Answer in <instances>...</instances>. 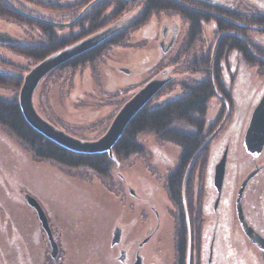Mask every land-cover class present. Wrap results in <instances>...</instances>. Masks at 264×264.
Here are the masks:
<instances>
[{
    "label": "rangeland",
    "instance_id": "1",
    "mask_svg": "<svg viewBox=\"0 0 264 264\" xmlns=\"http://www.w3.org/2000/svg\"><path fill=\"white\" fill-rule=\"evenodd\" d=\"M43 1L72 4L76 0ZM126 2L128 8L121 16H130L143 6L142 0H126ZM32 5L24 4L22 9L29 14L41 18L46 17L55 23H71L70 26H62V28L56 29L58 36L64 37L79 33L80 29L74 25L84 10H81L73 18L64 12ZM186 6L192 9L195 7L197 10L200 9L193 4ZM248 10L246 8L244 13ZM107 12L109 15L111 9ZM204 13L211 15V12L207 10ZM258 13L263 12L258 11ZM165 24L169 28L177 27V35L174 43L169 44L167 52L162 53L159 47V38L161 28ZM107 26L112 27L114 25L110 23ZM238 26L241 28L239 34L242 35L240 32L245 33L242 36L246 38L248 44L249 41H258L264 45V26L262 24L250 27L240 23ZM259 28L263 31L253 30ZM188 31V22L179 15L167 12L153 14L145 25L130 35L126 46L111 47V50L93 64L79 66L75 70L68 69L57 72L48 79L41 81L33 95L36 112L43 120L73 138L83 141H96L105 134L123 104L149 80L161 76L170 77L171 75L174 80H170V82H175L171 91L160 92L159 96L155 97L158 93L154 96L155 98L150 103L151 107L182 96L184 94L181 88L183 83L196 84L201 78L206 77V74L207 76L211 74L209 73L211 70H207L208 64H202L203 61L206 62V59L203 58L208 56L211 65L221 39L218 37L222 36L212 22H206L202 24L200 37L190 44ZM0 34L6 35V38L0 39V44L13 43L14 40L17 43L24 41L28 44H34L40 40L35 29L10 23L1 18ZM165 42L167 43L166 40ZM181 48L185 50L183 53L186 52V54L181 59L182 73L181 71L176 73L174 67L169 66L168 62L179 54ZM229 53L221 59L220 66L225 64L226 67L229 66L232 69L230 74L232 91L230 93L233 97L232 105L235 107V112L232 116L230 111H225V114L231 116L228 120L230 121L229 124H232V118H234L235 128L233 129L231 144L239 149L242 143L244 110L248 106L249 109L254 108L261 98L264 92V70H258L256 67L245 64L236 51ZM0 57L18 66L19 69L15 70V74L21 76L22 79L34 66H32L31 60L25 59L6 47H0ZM194 59L196 60L194 61ZM184 67L187 69L186 72L183 71ZM119 68L129 69L130 73H121L118 71ZM193 69L197 70L194 74L191 73ZM234 76L236 77L233 78ZM19 90L20 88L17 91V98ZM227 90L229 91L228 87ZM113 95H115L114 98ZM13 96L14 93L10 89L0 87V97L9 99ZM212 102L216 103L214 100ZM211 112L213 111H209L210 116L212 115ZM222 121L223 119L218 126ZM226 125L222 130L219 129L215 134L219 133L214 139L215 142L213 141L209 146V149L212 148L211 151L209 150L208 167L213 163H218L223 154L222 151L225 150V148L223 150L224 144L220 142V138L225 128H230ZM184 129L191 131L188 128ZM138 142L144 148L141 155H132L125 160L116 161L118 165L110 159L113 167L109 176L101 178L87 169H68L55 163L34 160L22 145L0 127V264H120L116 261V252L110 245L113 221L119 212L116 209L122 206L127 207L133 201L129 194L132 190L139 195V201L142 203L146 202L148 205L155 203L156 208L159 203L163 207L168 206L164 192L165 181L167 176L177 167L180 154L176 145L160 141L150 133L138 135ZM231 156L232 152L229 149L226 165H228ZM244 167L242 168L244 171L240 172L241 175L235 181L236 188L238 183L245 179L244 177L249 170ZM211 176L213 175L208 174L207 177L206 166L205 185ZM233 183L234 174L227 171L226 189L223 192L220 206L217 207L218 202L216 207L221 221L219 224L221 226L219 231L223 233L221 236L229 238L225 245L223 244L225 240H222L218 244V249L217 246L215 247L218 254L214 260H216V264H234L231 262L232 259L227 260L224 257L228 253V246L232 249L237 248L240 255L242 253L245 256L247 253L249 260L237 256L235 258L237 264H264V255L260 250L253 246L254 244L248 238L244 237L243 241V236L241 237L234 232L240 231V224L237 223L236 214L233 212L234 192H232L230 204L228 203L229 184L232 186ZM208 184L209 181L207 188L205 187L203 201L211 205L215 195H213L214 189L209 188ZM263 186L264 178L256 180L253 189L257 191L255 193L251 191L250 195L252 196L246 200V203L254 205V211L261 219V209L258 204L261 199L257 195ZM26 195L33 197L39 203L52 233L59 241L60 258L56 261L50 260L48 236L41 228L35 210L27 204ZM142 206L144 207L143 204ZM209 208L204 207L206 214H210ZM213 210H215L214 205ZM205 213L202 222V234L204 233L203 237H205V233L209 236L208 241L203 243L201 264L206 263L205 245L207 242L209 243L212 230V223L207 221L208 216ZM172 232L175 243L176 226L173 229L171 223L169 225L167 223L162 228L161 243L154 252L152 259L154 264H174L175 250L174 244L172 246ZM187 241L188 238L186 240V247L188 248ZM210 259L212 261L213 258ZM220 260H226V263H221Z\"/></svg>",
    "mask_w": 264,
    "mask_h": 264
},
{
    "label": "trees",
    "instance_id": "2",
    "mask_svg": "<svg viewBox=\"0 0 264 264\" xmlns=\"http://www.w3.org/2000/svg\"><path fill=\"white\" fill-rule=\"evenodd\" d=\"M23 3L64 12L73 18L81 10H84L74 25V27L80 29L79 33L64 37L58 36L55 30L62 28V26L56 25L61 23H55V21H51L46 17L41 18L30 14L37 18L34 19L21 14L19 11L27 13L22 9L24 7ZM142 4V8L134 14L121 16L128 8L126 0H76L72 4L52 3L43 0H0L1 19L31 27L36 30L40 38L39 42L34 44L22 41L16 44H0V47H6L25 59L31 60L32 66H35L50 54L108 28L110 25H107L113 23L117 30L106 41L54 69L42 79L43 81L54 73L68 69L75 70L79 66L93 64L111 50V47L126 46L130 35L145 25L149 18L156 13H173L184 18L189 24L188 39L190 44L200 37L203 23L212 22L215 25L216 30L222 34L213 61L212 74L214 81L212 84H215V92H213L212 84H209L208 80L205 85L204 82L195 84V86H193L194 84L184 83L181 87L184 93L182 96L169 99L155 107L150 106V101L131 119L121 137L112 147V153L116 161L125 160L132 155H141L144 148L138 142V135L150 133L155 135L158 140L172 143L179 148L180 154L177 167L167 176L165 181V191L179 213L176 221L174 243L175 264H186L188 228L191 241L189 264H201L203 198L205 195L206 166L210 150L209 143L197 156L189 171L184 187V201L182 195L183 178L191 159L215 131L219 122L223 119L225 111H231L233 97L222 80L221 59L229 55V52L236 51L245 64L256 67L258 70H264V49L251 48L246 42V38L242 36L245 33L240 32L242 35L239 34L241 28L238 26L240 23L250 27L259 24L264 26V14L247 8L249 10L242 16L238 14L230 18L216 19L211 16L212 14L204 13L205 10L201 9L204 7H200L193 0H142ZM185 4L197 5L200 9L197 10L196 7L192 9ZM207 6L211 8L209 5ZM109 9H111V12L108 15L107 10ZM253 30L263 31L260 28ZM183 51L185 50L181 48L179 54L168 62L169 66L174 67L176 73L182 70L181 59L186 54ZM203 59H206V62L203 61L202 64L207 63L209 65L208 56ZM0 66V87L10 89L14 93V96L9 99L0 97V127L22 145L34 160L55 163L68 169H87L101 178H107L113 167L107 154L82 155L71 153L45 139L28 125L21 113L17 98V91L23 81L21 76L15 74V70L19 68L3 57H0ZM183 71L186 72L187 69L184 67ZM196 71V69H193L191 73L194 74ZM171 77L173 81L174 78ZM174 86L175 82H169L160 92L167 93ZM160 92L155 97L159 96ZM215 94L221 96L224 102L220 105L221 111L217 114L215 122L206 130L208 125V103ZM114 97L115 95H113ZM186 218H188V226Z\"/></svg>",
    "mask_w": 264,
    "mask_h": 264
},
{
    "label": "flooded vegetation",
    "instance_id": "3",
    "mask_svg": "<svg viewBox=\"0 0 264 264\" xmlns=\"http://www.w3.org/2000/svg\"><path fill=\"white\" fill-rule=\"evenodd\" d=\"M193 1L195 3H198V5L200 7H204L201 9H204L205 11L206 10L210 11L212 14L211 16L213 18H216V19L230 18L231 16H236L238 14H241V16H242V14H244V11L246 10V8H250L251 10H256L257 12L260 11V12H263L261 14H264V5H263L264 0H193ZM207 5H209L211 8H208ZM244 7H246V8L244 9ZM176 31H177V27H175V26H172L171 28H169V26H167L166 24L164 26H162L161 31H160L159 45L163 44V48L166 49L170 43H174V41L176 39V35H177ZM165 40L167 41V43L165 42ZM249 44L251 45L250 46L251 48L257 47L261 50L264 49V45L259 43L258 41H251V42L249 41ZM221 67H222L221 73H222L223 83L225 84L226 89L228 87L229 90L232 91V77L230 75L232 73V69L229 66L226 67L225 64H222ZM203 68L206 69V67H203ZM207 70H209V71L211 70V72H209L211 74H209L207 78L206 77L201 78L199 80V82L196 84H201L204 82V85H205L206 84L205 82L207 80H208L209 84H212V82L214 81L213 80V74H212L213 63L210 65V62H209ZM118 71L121 73H126V74L130 73L129 69H126V68H119ZM193 86H195V84ZM222 99L223 98L221 96L218 97V95L215 94L214 97H212V100L216 101V103L214 104L212 102V100L208 103V107H209L208 115L209 116H208L207 122L209 124L207 123L208 125H207L206 130L209 129L211 125H213L216 117L218 116L217 114L219 113V111H221L220 105L224 102ZM250 99H251V97H250ZM252 108L253 107H251V109H249V106H248L244 110L245 116L243 118L244 125H243L242 140H241L242 143H241V146L239 149H237V147L235 145L231 144V140L233 137V129L235 128V124H234V118H232V124H229L230 121H228V120H230L229 118L235 112V107H233V105H232L231 111H230L231 116L228 114L226 121L223 125V127H224L227 124L226 126H230V128H228V129L225 128V131H224L222 137L220 138V142L224 144L223 150H224V148H226V146L228 147L227 156H228L229 149H231L232 156H231V159H230L228 165H225L223 185H222L219 204L217 207L220 206L221 201H222L223 192L226 189L225 179H226L227 171L233 172V174H234V183L232 186H231V184H229L230 195H229L228 203L230 204L232 192H234L235 196L233 197L232 206H233V212L236 214V211H235L236 193H237V190L239 188L238 186H240L241 181H243V180H241L238 183L237 188L235 187V181L241 175L240 172L244 171V170H242V168L244 166H245L244 168H246L247 170L249 169L248 172L246 173L245 177L250 172H252L254 169L257 170L258 171L257 174L248 182L247 186L245 187V190H244L243 196H242L241 206H242L243 215H244V218H245V221L247 222V224L250 227H252V229L254 230L255 233H258L261 237L264 238V186L262 187L261 192L260 193L258 192V195H257L261 199L260 202L258 201V204H259V207L261 209L260 214L262 216V219L254 211V205H252V203H246V200L252 196V195H250V192L252 191L253 193H255L257 191L256 189H253L256 180H258L260 178H264V156H263L264 147L258 155L252 156L246 152V149L243 146V138H244L243 134H245L244 131H246V129H247V124L249 121L250 114L252 112ZM213 109H215V110H213ZM210 110L213 111V112H211V114H212L211 116L209 113ZM223 127L221 128V130L223 129ZM217 135H215L214 138L209 142L208 146H211L212 142L217 137ZM211 148L212 147H210V151H211ZM241 153H242V156H240ZM208 163H209V158H208ZM226 164H227V161H226ZM214 165H215V163L211 164L208 167V164H207V177H208V174L213 175L212 172L214 169ZM208 181H209V184H208L209 188L214 189V188H212L213 187L212 176L210 179H207V183H208ZM207 183L205 185L206 188H207ZM164 192L166 195V200H167L168 206L163 207L159 203V206L156 208L155 203H153V205L152 204L148 205V203H146V202L142 203L139 201V195H137L136 192L132 190L129 192V194L132 197L133 201H131L127 207L122 206V207H119L116 209L119 212H117L118 214L114 218L112 230H113V232L118 230V240L115 244H112V239H111L110 245H111V247H113V249L116 252V256H115V259H117L116 261L119 262L120 264H154L152 259L154 256V252L158 249V245L161 243L162 228L165 226V224L168 223V225H169L171 223V225L174 229L176 226V221H177L178 215H179L178 211H176L173 204L171 203L166 191H164ZM216 194H217L216 190L214 189L213 195H215V198H214L213 203L211 205H210V203H206L204 201V207H207V208L210 207L209 208L210 214H206L205 210L203 208L204 213H205V215L208 216L207 221L208 222L210 221L212 223V230H211V234L209 237V243L207 242L205 245V249L207 252V259H206L205 264H209L210 262H211V264L217 263L216 260H214V259H216L215 257L218 254V252H216L218 249V244H220V242L222 240H225L223 243L225 245L227 243V239L229 238L227 236H224V237L221 236L223 233L221 231H219V230H221V226L219 225L221 221H220L219 214H217V212H218L217 207L215 210H213V205H214V201L216 199ZM135 195H137L138 198ZM142 204L144 205V207L142 206ZM122 208H124V210H121ZM235 218H236V216H235ZM237 223H238V221H237ZM40 226H41V222H40ZM41 228H42V226H41ZM49 228H50V226H49ZM239 229L241 231L240 227H239ZM229 230L231 231L232 229L230 228ZM43 231H44V229H43ZM240 231L236 230L234 232H236V234L240 235ZM50 232H51L52 240L54 241V243L57 246V254L54 258L52 257L51 245H50L49 239L47 238L48 243H49V249H50L49 257H50L51 261H56L57 259L60 258L59 254H60L61 247H60L59 241H57L56 237L52 233L51 228H50ZM113 232H112V234H113ZM174 232H175V230H174ZM45 235H47V234H45ZM203 235H204V233L202 234V237H203ZM208 236H209V234L205 233V237L202 238L201 257H202L203 249H204L203 243L206 242ZM213 238H214V242L212 241ZM242 239L244 241V237ZM173 244H174V237H173V232H172V246H173ZM207 245H208V247H207ZM243 245H244V243H243ZM216 246H217V249H215ZM253 246H255V245H253ZM210 248H211V250H213V252H212L213 253V257H212L213 259H212V261L207 262V260L209 259ZM227 250H228V253L225 254L224 257L227 260L232 259L231 262H233L234 264H237L235 261V258L237 256H242L241 259L249 260L247 258L248 257L247 253L245 254V256L242 253L240 255L238 253L239 250L237 248L232 249V248L227 246ZM260 252L264 255V250H260ZM222 254H224L223 251H222ZM174 255H175V252H174ZM186 260H187V258H186ZM189 260H190V255H189ZM225 261L226 260H220L221 263H226ZM173 263L175 264V261Z\"/></svg>",
    "mask_w": 264,
    "mask_h": 264
},
{
    "label": "water",
    "instance_id": "4",
    "mask_svg": "<svg viewBox=\"0 0 264 264\" xmlns=\"http://www.w3.org/2000/svg\"><path fill=\"white\" fill-rule=\"evenodd\" d=\"M19 12L27 17L37 19L30 14L24 13L22 11ZM70 25L71 23L57 24L56 26H70ZM116 30L117 29L114 26L105 28L89 37H86L83 40H80L70 46H67L61 50H58L50 54L49 56L38 62L35 66H33L29 70V72L23 78L22 85L20 87L18 94V104L21 113L25 121L28 123V125L37 133H39L41 136H43L45 139L65 149L66 151H69L74 154H82V155L107 154L109 159H111L116 163V165H118V162H116L113 156L112 147L121 137L126 126L131 121V119L143 107H145L153 99V97L157 93H159L160 90H162V88L168 82H170V80H172L171 76L170 77L161 76L158 78L155 77L149 80L148 82H146L140 89H138L132 95V97L128 101H126L123 104V106L120 108L118 113L111 121L109 128L107 129L105 134L96 141L79 140L71 137L62 130H59L58 128L54 127L53 125L43 120L36 112L33 104L34 92L43 78H45L54 69L64 65L65 63L87 53L96 46L100 45L101 43L106 41L114 32H116ZM2 38H6V35L0 34V39ZM219 38L220 37H218V39ZM16 43L17 41L14 40L13 43L10 42L8 44H16ZM159 47L162 53H166L168 50V47L166 49L163 48V44H160ZM226 118H227V113L225 114L223 121L218 126L216 131H214V133L200 147V149L196 152V154L191 159L189 165L187 166L186 173L184 175L182 182L183 201H184V187H185L186 179L194 163L195 158H197L200 152L206 147L208 142L219 131ZM243 145L244 148L246 149V152L252 156L258 155L264 147V93L262 94L261 98L259 99V101L254 106L251 112L250 121L243 138ZM226 159H227V147L223 151L220 160L214 167L212 184L217 193V199L214 204L215 208L219 202V197L222 190ZM257 172H258L257 170L250 172L240 184L236 193L235 211L240 227L244 231L248 240L252 244H254L258 249L264 250V238L261 237L258 233H255L252 227H250L247 224L241 206L242 196L245 187L247 186L248 182L257 174ZM25 200L27 204L35 210L37 217L41 222V226L49 238V242L51 245V255L54 258L57 254V246L52 240L50 228L48 225L47 218L44 214V211L42 210L39 203L33 197L26 195ZM184 211L187 217L185 204H184ZM186 224L188 226V218H186ZM117 240H118V230H116L112 234V244H115ZM187 242H188V248H187L186 264H189V255H190L189 228H188ZM211 257H212V250L210 248L209 262L211 260L210 259Z\"/></svg>",
    "mask_w": 264,
    "mask_h": 264
},
{
    "label": "bare ground",
    "instance_id": "5",
    "mask_svg": "<svg viewBox=\"0 0 264 264\" xmlns=\"http://www.w3.org/2000/svg\"><path fill=\"white\" fill-rule=\"evenodd\" d=\"M212 89H213V92H215V90H216L215 84H214V85L212 84ZM263 93H264V92H263ZM256 104H257V103H256ZM250 117H251V115H250ZM250 117H249V121H250ZM249 121H248V124H249ZM248 124H247V126H248ZM195 160H196V158H195ZM195 160H194V161H195ZM212 179H213V178H212ZM220 195H221V194H220ZM219 200H220V197H219ZM240 236H241V237L243 236V237L247 238L246 235H245V233H244V231H243L242 229H241V231H240ZM212 241L214 242V239H213ZM212 252H213V250H212ZM212 257H213V255H212ZM212 257H211V258H212ZM209 264H211V262H210Z\"/></svg>",
    "mask_w": 264,
    "mask_h": 264
},
{
    "label": "crops",
    "instance_id": "6",
    "mask_svg": "<svg viewBox=\"0 0 264 264\" xmlns=\"http://www.w3.org/2000/svg\"><path fill=\"white\" fill-rule=\"evenodd\" d=\"M259 264V263H258Z\"/></svg>",
    "mask_w": 264,
    "mask_h": 264
}]
</instances>
